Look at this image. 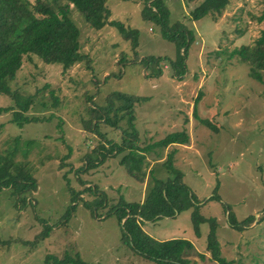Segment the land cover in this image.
<instances>
[{"label":"rangeland","instance_id":"374dc122","mask_svg":"<svg viewBox=\"0 0 264 264\" xmlns=\"http://www.w3.org/2000/svg\"><path fill=\"white\" fill-rule=\"evenodd\" d=\"M148 1L106 3L109 20L138 30L137 48L114 26L91 28L72 8L80 51L87 59L65 70L58 63L25 57L11 86L23 95H35L27 114L38 121L19 127L12 112L1 113L0 153L15 154L13 160L33 182L27 189H0V264H45L47 255L53 264V258L66 254L87 264H160L125 242L113 209L142 203L158 179L172 178L164 167L165 151L156 153L158 149L147 146L180 131L188 142L168 151H175L172 162L193 205L172 216L142 221V229L160 241L188 239L206 253L213 220L226 260L264 264V76L263 81L253 79L249 64L237 52L242 45L252 46L264 31V19L258 21L264 0H229L221 14L193 21L190 11L203 0H164L171 23L180 21L194 34L182 75L169 64L175 59L174 43L142 18ZM150 55L162 58L154 66L162 73L157 78L146 77L140 62ZM115 92L143 97L133 105L136 136L125 132L128 115L112 125L90 111L108 104L106 99ZM12 104L9 96L0 94L1 108ZM123 138L126 145L145 148L140 154L146 158L164 157L163 162L154 161L150 170L142 164L144 179L129 174L120 163L129 148L112 150ZM194 211L206 220L198 224V234ZM208 255L191 259L218 264Z\"/></svg>","mask_w":264,"mask_h":264},{"label":"trees","instance_id":"16d2710c","mask_svg":"<svg viewBox=\"0 0 264 264\" xmlns=\"http://www.w3.org/2000/svg\"><path fill=\"white\" fill-rule=\"evenodd\" d=\"M107 1L35 0L34 4H30L28 0H0V94H5L13 100L12 105L0 107V114L12 112V121L16 122L19 127L29 122L38 121L37 117L27 114L30 106L34 103L35 95H23L17 88L13 89L11 86L25 57L31 59L32 56H35L47 64L58 63L65 70L77 62L87 59V55L80 51V30L71 18L72 8L82 15L91 28L100 30L106 25L114 26L125 39L131 40L132 48L138 47V30L125 27L121 21L109 20L110 10L107 7ZM148 2L150 3L142 9V18L159 26L162 37L174 43L175 59L170 60L169 64L177 74L182 75L187 70L185 59L187 47L194 40L193 30L180 21L171 23L170 10L164 0H149ZM228 2L229 0H203L190 11L189 17L193 21L210 14H221ZM263 19L264 12L258 17V21L261 22ZM181 49H183L182 52ZM237 52L240 60L249 64L250 76L257 81H263L264 31L255 39L252 46L242 45ZM161 60V57L153 55L140 60L148 71L146 77H149L150 74L151 78H157L162 74L161 70L154 67L155 65L159 66ZM141 98L143 97L115 92L106 99L109 105L91 108L90 111L95 112L96 118H103L104 122H107L106 124L112 125H115L121 117L128 115L125 132L130 136H136L132 117L133 105L136 102L134 100ZM114 99L120 100L121 103H116ZM110 113H114V115L108 116ZM97 122L99 121L92 123L91 127L95 129ZM123 140L122 143L114 144L112 150L117 149L118 152H122L129 148L120 163L127 165L129 174L136 177L141 176L140 178L144 179L145 171L141 165H144L146 157L140 154V151L145 148L140 150L131 145L132 143L126 145L124 144L126 139L123 138ZM187 142V134L182 131L173 132L155 141L149 149L148 145L147 150L156 148L158 150L154 152L158 153L159 149H164L170 144H185ZM6 154L0 153V189L18 186L23 189L29 188L32 185L33 177L23 171L19 164L13 160L15 154L12 155L8 152ZM174 154V150L168 152L163 162L172 178L158 179L142 203H126L131 205L123 206L120 210H117L118 207H116L113 210L116 209L118 220L122 223L125 242L137 254L160 264H198L191 259V256L197 255L199 259L204 260L205 254L197 252L193 243L188 239L156 240L146 234L141 227L142 221L172 216L175 211L179 212V210L190 208L193 205L188 198L187 188L180 181L181 172L173 165ZM192 215L196 234H198V224L206 220L197 217L196 211ZM213 222L210 220L211 231L207 236L206 252L209 253L210 259L218 264H233L234 261H228L221 255ZM44 229L43 238L48 235L49 231L48 227ZM50 258L47 255L45 264H48ZM53 264L87 263L77 256L66 254L62 259L53 258Z\"/></svg>","mask_w":264,"mask_h":264},{"label":"crops","instance_id":"0c3cea01","mask_svg":"<svg viewBox=\"0 0 264 264\" xmlns=\"http://www.w3.org/2000/svg\"><path fill=\"white\" fill-rule=\"evenodd\" d=\"M175 145H179V144H171V145H168L167 147H165L163 150L165 151V154H167L169 151V148H172L173 146L175 147ZM179 146H183V145H179ZM175 147V148H180V147ZM184 148V147H183ZM182 149V148H181ZM183 150H186V149H183ZM164 157H166V155L164 156ZM164 157L162 158V160H156L155 159V157L154 158H151L150 156H147V158H146V160H147V163L145 162V164L144 165H146L147 167H148V169L150 170V169H152V167H151V165L153 166V163H154V161H157V162H160V161H162L163 162V159H164ZM147 173V172H146ZM149 173H147L146 175H148ZM206 250V249H205ZM197 251V250H196ZM198 252V251H197ZM206 252V251H205ZM199 253H201V252H199ZM205 254V258H206V256L208 255V253L206 252V253H204ZM209 256V255H208ZM204 258V259H205ZM208 259H210V257H208ZM211 260V259H210ZM213 262H215L214 260H212ZM196 262L198 263V264H201L199 261H197L196 260Z\"/></svg>","mask_w":264,"mask_h":264}]
</instances>
